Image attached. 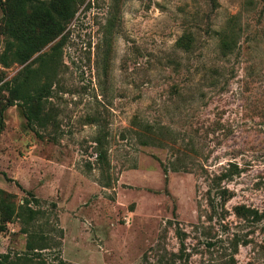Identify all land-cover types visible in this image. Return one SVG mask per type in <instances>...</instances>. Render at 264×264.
I'll return each instance as SVG.
<instances>
[{
  "label": "rangeland",
  "instance_id": "374dc122",
  "mask_svg": "<svg viewBox=\"0 0 264 264\" xmlns=\"http://www.w3.org/2000/svg\"><path fill=\"white\" fill-rule=\"evenodd\" d=\"M6 8L0 0L3 80L58 51L32 128L0 89V253L24 264H264V0H76L29 56L15 52L9 31L22 17ZM227 26L236 43L221 55ZM184 33L189 52L174 47ZM133 117L164 126L161 143L138 144ZM227 167L229 197L212 209L210 179Z\"/></svg>",
  "mask_w": 264,
  "mask_h": 264
},
{
  "label": "trees",
  "instance_id": "16d2710c",
  "mask_svg": "<svg viewBox=\"0 0 264 264\" xmlns=\"http://www.w3.org/2000/svg\"><path fill=\"white\" fill-rule=\"evenodd\" d=\"M5 2L7 3L8 9L10 7L16 9L10 12L11 18L22 17V26L18 24L16 29L9 31L16 43L14 45L15 52L19 53L25 51L27 52L25 55L29 56V54L38 51L46 42L53 39L59 33L61 30L59 20H66L71 17L74 12L76 0H49L46 5L31 7V10L27 14H24L22 6L26 0H14V5H11V0H5ZM19 11H22V14H20ZM235 41L236 34L233 26L221 28L218 32L217 44L220 54L227 55L231 53L235 46ZM174 47L184 52H189L191 50L190 36L185 35V33L182 34L174 42ZM57 51L58 49L55 54L53 52L51 55L42 54L38 56V65L36 64L35 67H27L24 75L21 77L9 81L3 80L2 76H0V82L3 80L0 83V89L5 87L7 93L6 101L10 104L16 101L18 105L22 106V115L26 120L27 126L30 128L39 120L38 108H40V98L42 97V91L47 86V73L52 71L57 60ZM1 111L2 107H0V127L2 125ZM132 119V123L135 124L136 128L132 130V134L136 137L138 144L147 145L161 143L160 132L162 128L164 129V126L149 123L137 117H133ZM103 139L104 135L102 133H97L94 138L96 155L100 162H103L105 159ZM171 168L174 170L173 168L175 167L172 166ZM233 173V170L227 167L210 179L206 197L212 209L215 206L213 199H220L221 201L228 199L229 193L225 187L220 185V181L230 179ZM0 195V210L4 208L7 209L8 205L3 200L4 193L0 191ZM234 211L237 216L250 222L259 220L261 216L256 210L244 205L235 206ZM33 243V238L29 234V239L26 240L25 245L27 248H33ZM236 246L237 242L235 241L233 243V251L236 250ZM0 264H24V259L19 256L12 259L7 253H0Z\"/></svg>",
  "mask_w": 264,
  "mask_h": 264
}]
</instances>
